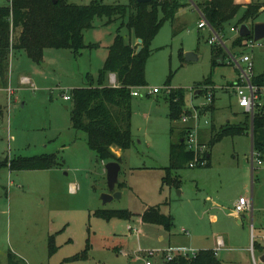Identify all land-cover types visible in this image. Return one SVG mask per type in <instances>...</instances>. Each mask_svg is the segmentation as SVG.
<instances>
[{"label":"rangeland","instance_id":"374dc122","mask_svg":"<svg viewBox=\"0 0 264 264\" xmlns=\"http://www.w3.org/2000/svg\"><path fill=\"white\" fill-rule=\"evenodd\" d=\"M92 1L70 0L75 5ZM99 1L104 5L129 4V0ZM254 1L263 6L255 23L264 22V0ZM183 4L175 23H165L151 42L145 65L146 86L138 89L140 95L131 101L132 145L118 153L122 163L114 191L121 197L105 204L101 196L110 193L104 168L107 163L100 162L89 150L83 132L72 129L71 102L63 98L72 89L86 87L87 76L97 75L113 42L115 27H104L103 21L96 20L95 28L84 32L85 44L93 49L78 55L69 50L45 49L40 61L34 62L23 50L11 51L7 85L0 84V162L54 155L56 165L35 171L0 169V264H8L10 255L24 264H163V252L169 248L191 256L200 249H216L218 237L229 242L231 249L217 253L218 259L239 255L235 264L242 263V227L248 229L249 217L254 214L253 237L259 236L258 220L264 228V167L251 163V124L245 135L225 137L207 147L211 154L209 168L172 171L171 180L163 183L164 169L169 165L171 126L167 94L175 89L186 92L185 107L191 120L173 125H197L198 137L206 142L211 126L218 130L227 122L246 121L235 104L233 86L241 81L229 62V53L237 59L249 55L255 76L264 68V47L232 48L238 33L230 32V28L237 24L241 10L219 35L223 46L213 45L223 54L212 65L208 43L211 34L197 28L195 7L188 0ZM7 5L8 0H0V7ZM187 53L194 54L196 60L185 63ZM109 76L107 83L111 84ZM23 78H29V84H23ZM206 79L210 85L203 87L200 84ZM8 88L12 96L7 94ZM204 88L213 95L212 110L203 111L206 96L195 94ZM153 89L158 93L152 94ZM118 185L122 186L120 190ZM254 185L261 196L260 204L253 201ZM240 197L253 201V213H245L241 225L226 216ZM158 205L163 215L172 218L169 231L139 222L137 215L144 207ZM101 210H126L134 216L128 221H106L94 215ZM51 237L56 250L50 255ZM250 238L249 233V243ZM87 244L90 249L85 259L63 262L82 255ZM149 251L155 255L147 258L145 253ZM250 258V264H261L256 254Z\"/></svg>","mask_w":264,"mask_h":264},{"label":"trees","instance_id":"16d2710c","mask_svg":"<svg viewBox=\"0 0 264 264\" xmlns=\"http://www.w3.org/2000/svg\"><path fill=\"white\" fill-rule=\"evenodd\" d=\"M183 1L150 0L147 4H140L135 0H129L127 5H104L101 1L94 0L89 5H75L70 0H9L7 6L0 7V83L5 87L7 85L5 76L11 51L23 50L34 62L40 61L45 49L69 50L78 55L85 49H93L92 45L85 44L84 32L95 28L96 20L103 21L104 27L114 26L113 42L107 48V57L97 75L87 76L86 87L70 91V122L73 130L85 134L87 147L96 154L100 162L121 164V158L113 150L124 152L132 145L131 93L146 86L145 65L151 54V42L165 23H175L177 11L185 6ZM193 3L218 35L224 32L226 25L241 10L242 15L234 28L242 24L252 27L263 8L253 0L246 4H236L234 0H193ZM251 38V35L246 38L237 35L232 42V48H244L245 42ZM138 39L142 40V49L136 54ZM222 54L221 48L211 46L212 65L219 62L217 60ZM108 75L114 76L113 85L107 83ZM251 83L257 87L264 86V68L262 73L252 76ZM200 85L209 86L210 80L206 79ZM202 89L199 95L206 94L207 90ZM185 94L182 89L169 90L167 94L171 126L169 165L164 169L163 183L171 180L172 171L188 168V164L193 160L192 152L186 150L184 143L185 135L191 127L177 128L173 125L180 122L183 116L189 115L185 107ZM212 104L211 108L204 107L203 111L206 108L212 110ZM243 113L246 121L242 124L227 122L218 130L211 126L206 146L213 147L225 137L245 135L249 132L251 124L252 151L263 161L264 106L252 120L246 112ZM198 140H201V137H198ZM207 152L204 168L210 165ZM55 165L54 155H41L0 162V169L7 167L10 171H35L48 170ZM121 187L118 185V190ZM94 215L106 221L111 219L128 221L134 216L126 210H101ZM138 217L142 224L161 226L167 231L172 227V218L161 213L160 205L148 207ZM52 241L51 237L50 255L56 250ZM89 249L90 246L87 244L82 255L72 256L63 262L83 260ZM8 264L24 263L10 255ZM163 264H221V262L213 250H199L191 256L179 255L169 261L164 259Z\"/></svg>","mask_w":264,"mask_h":264},{"label":"built area","instance_id":"2783aa9c","mask_svg":"<svg viewBox=\"0 0 264 264\" xmlns=\"http://www.w3.org/2000/svg\"><path fill=\"white\" fill-rule=\"evenodd\" d=\"M190 4H192L194 7V3L192 0H188ZM197 10V8L195 7ZM199 15V22L197 24V28L199 30L206 29L210 32V39L208 40V43L213 46L215 44H219L223 46L222 40L218 34H216L208 22L205 20L203 15L197 10ZM230 32L238 33V28H230ZM264 47V40L254 41L253 38L245 42L244 48L246 49H256V48H263ZM229 62L235 67V69L239 72L240 76V83H236L233 86L234 89V95L236 98V104L238 108L242 109L244 112H246L250 119L252 120L254 115L261 110V108L264 106V86L257 87L254 86L251 83L252 78V71H253V63L252 59L249 55L244 54L240 57V59L235 58L233 55L229 53ZM242 65V67H241ZM111 84H114L115 79L113 76L110 77ZM23 84H29V79L23 78L22 79ZM204 90H207L205 96H206V104L204 107H210L212 104V94L208 90V88H204ZM6 92L9 96H12L13 91L11 89H6ZM152 94H157L158 90L153 89ZM131 95L133 97H138L140 94L138 93V90L132 91ZM64 101L71 102V98L69 95L64 96ZM264 115V113H263ZM191 115L183 116L181 119L182 124H187L189 120H191ZM196 119V118H195ZM206 123V122H205ZM199 125V124H198ZM197 125L191 127L184 138L185 148L187 151L192 152L193 154V160L188 164V168H201L206 166V152H207V146L205 144H202L198 140V134L196 132ZM251 163L252 166L254 165V162H256L258 167H264V161H261L258 156L254 155V152H251ZM253 168V167H252ZM234 212L237 215H241L242 213L249 211H252V204L245 198H239L234 205ZM165 253L164 259L166 261L171 260L175 256H185L187 255V252L181 249H171L169 248L168 251L163 252ZM147 258L153 257L155 255V252L149 251L145 253ZM145 264H151L149 261H146Z\"/></svg>","mask_w":264,"mask_h":264},{"label":"crops","instance_id":"0c3cea01","mask_svg":"<svg viewBox=\"0 0 264 264\" xmlns=\"http://www.w3.org/2000/svg\"><path fill=\"white\" fill-rule=\"evenodd\" d=\"M9 1V0H8ZM193 1V0H192ZM235 1V3L236 4H246V3H248V2H250L251 0H234ZM254 1V0H253ZM255 2V1H254ZM190 4V3H189ZM185 5V4H184ZM185 7V6H184ZM180 10V9H179ZM179 10L177 11V13H176V19H178V13H179ZM262 73V72H261ZM260 74V73H259ZM258 75V74H257ZM112 76V75H111ZM111 76H109V79H110V77ZM29 79V78H28ZM1 84V83H0ZM197 91H199L200 92V90H197ZM196 91V92H197ZM236 104V103H235ZM237 105V104H236ZM238 107V106H237ZM242 112H243V110H242ZM190 121V120H189ZM189 121H188V123H189ZM206 124H207V122H206ZM183 126V125H182ZM199 133H201L202 134V131H200L199 130ZM200 135V134H199ZM201 136V135H200ZM201 143H203V144H205L206 145V143L208 142V141H204L203 139H202V137H201ZM251 150H253V148H252V146H251ZM114 152H115V154L117 155V156H119L120 158H121V154H118L119 152L120 153H122L121 151H119L118 149H114L113 150ZM252 152V151H251ZM207 158H210V162H209V164L211 165V154H210V151H208L207 152ZM121 163H122V160H121ZM120 165V170H121V164H119ZM210 165H209V167H210ZM208 167V168H209ZM201 168H204V167H201ZM259 168H261V167H259ZM252 170H254V168H252ZM254 171H252L251 172V176H254ZM119 174H120V172H119ZM119 176V175H118ZM254 193H255V196H253V201H254V204H255V201L258 203V204H260V199H261V196H260V194H257L256 192H255V185H254ZM237 200L238 199H235V202L233 203V205H232V212L231 213H229V214H227L226 216H227V219H229V218H232V219H234L239 225H241V224H243V222L242 221H244L245 219H246V215H245V213L246 214H248V213H251V212H249V211H246V212H244V213H242L241 215H237L235 212H234V205L236 204V202H237ZM253 201L251 200V202H252V207H253ZM148 207H144V209H143V211L145 210V209H147ZM143 211H142V213H143ZM141 213V214H142ZM253 213V212H252ZM251 213V214H252ZM139 216V214L137 215V217ZM139 218V217H138ZM250 219V226L248 227V231L247 230H245L244 229V227H242V232L244 233V234H242V242H244L243 244H242V263H239V264H250L249 263V258H250V255L251 256H254L255 254L257 255V257H258V260H259V262L261 263V264H263V262H264V228L262 227V225H261V221H259L258 220V232H259V236L257 237V238H254L253 237V232H255L256 231V218H255V215L254 214H252V215H250V217H249ZM139 222H140V219H139ZM252 222H253V224H254V227H253V225H252ZM141 223V222H140ZM141 225H146V224H142L141 223ZM147 226V225H146ZM259 228H262L263 230L261 231V229H259ZM247 233V234H246ZM249 233H250V243L248 242V235H249ZM252 235V236H251ZM246 241H247V244H245L246 243ZM201 250V249H200ZM202 250H206V249H202ZM215 253H216V257L218 256L217 255V253H220L221 251H224L225 250V252L227 251V252H230L231 251V249H230V244H229V242L227 243V241H225V240H223L221 237H218V239H217V241H216V249L214 248V249H212ZM218 250H219V252H218ZM199 251V250H198ZM224 252V253H225ZM226 252V253H227ZM239 257H241V256H234V259H232V258H227V259H222V260H220V262H221V264H235V260H236V258H239ZM218 258V257H217ZM250 260H251V258H250ZM252 264V263H251Z\"/></svg>","mask_w":264,"mask_h":264},{"label":"water","instance_id":"95a60500","mask_svg":"<svg viewBox=\"0 0 264 264\" xmlns=\"http://www.w3.org/2000/svg\"><path fill=\"white\" fill-rule=\"evenodd\" d=\"M137 3L140 4H147L150 2V0H135ZM239 37L246 38L248 36H252L254 41L264 40V22L261 23H254L252 27H250L247 24H242L239 27L238 32ZM137 50L136 54H139L142 49V40H137ZM196 60V57L194 54L187 53L185 55V63ZM200 92L197 91L195 94L198 95ZM105 171H106V180H107V188L109 190V194H103L101 196V200L103 204L108 203L112 201L113 199H119L121 197L119 192H115V187L118 182V175L120 172V165L116 162H109L104 165ZM264 259V258H263Z\"/></svg>","mask_w":264,"mask_h":264}]
</instances>
